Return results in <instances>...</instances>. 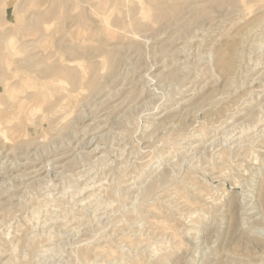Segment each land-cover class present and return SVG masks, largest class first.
Segmentation results:
<instances>
[{"label":"rangeland","instance_id":"374dc122","mask_svg":"<svg viewBox=\"0 0 264 264\" xmlns=\"http://www.w3.org/2000/svg\"><path fill=\"white\" fill-rule=\"evenodd\" d=\"M0 123V264H264V0H0Z\"/></svg>","mask_w":264,"mask_h":264},{"label":"bare ground","instance_id":"6f19581e","mask_svg":"<svg viewBox=\"0 0 264 264\" xmlns=\"http://www.w3.org/2000/svg\"><path fill=\"white\" fill-rule=\"evenodd\" d=\"M137 1H138V0H137ZM101 4H102V3H101ZM244 5H246V4H244ZM145 9H146V8H145ZM146 10H147V9H146ZM141 11H143V10H141ZM164 11H165V10H164ZM144 12H145V10H144ZM144 12H140V13H143V16H144ZM146 12H147V11H146ZM149 12H150V11H149ZM147 13H148V12H147ZM146 16H147V15H146ZM225 66H226V65H225ZM14 71H15V70H14ZM14 71H13V72H14ZM16 72H17V71H16ZM18 72H19V71H18ZM18 72H17V73H18ZM13 74H14V73H13ZM3 78H4V77H3ZM22 79H23V78H22ZM57 79H58V78H57ZM29 80H30V79H29ZM60 81H61L60 83H62V80H60ZM33 82H35V81H33ZM65 82H66V81H64L63 83H65ZM29 83H32V82H29ZM63 83H62V84H63ZM57 84H58V82H57ZM62 84H61V85H62ZM32 85H33V84H32ZM43 86H45V85H43ZM46 87H47V86H46ZM46 87H45V88H46ZM53 88H54V87H53ZM17 89L19 90V88H17ZM63 90H64V88H63ZM10 91H11V90H10ZM14 91H15V88H14ZM16 91H17V90H16ZM65 92H66V91H65ZM73 93H74V92H73ZM73 93H70V95L73 94ZM8 95L11 97L13 103H14V102H17V101H16V98L13 97L14 94H12L11 92H9ZM74 95H75V94H74ZM43 96H44V95H42V97H43ZM70 97H71V96H70ZM140 98H141V97H140ZM70 99H71V98H70ZM67 101H68V100H67ZM188 101H189V99H188ZM196 103H197V102H196ZM204 104H205V103H204ZM206 104H207V103H206ZM205 106H206V105H205ZM30 107H31V106H30ZM185 107H186V106H185ZM31 108H33V107H31ZM71 110H72V109H71ZM28 112L30 113V110H29ZM38 112H39V111H38ZM35 113H36V112H35ZM29 115H30V114H29ZM19 117H20V116H19ZM25 117H26V116H25ZM29 117H30V116H29ZM179 117H180V116H179ZM96 118H97V117H96ZM162 118H163V117H162ZM27 119H29L28 116H27ZM164 119H165V118H164ZM164 119H163V120H164ZM150 120H151V119H150ZM170 120H171V117H170ZM177 120H178V119H177ZM160 121H161V120H160ZM30 123H31V122H30ZM147 123H148V122H147ZM0 124H1V123H0ZM21 124H22V123H21ZM151 125H153V124H151ZM177 125H178V124H177ZM161 127H162V126H161ZM0 128H1V127H0ZM95 128H96V127H95ZM151 128H152V127H151ZM3 129H4V128H3ZM92 130H93V129H92ZM151 130H152V129H151ZM262 130H263V129H262ZM0 131H1V130H0ZM5 131H6V130H5ZM79 136H80V135H79ZM197 136H198V135H197ZM234 137H235V136H234ZM194 138H195V137H194ZM202 139H203V138H202ZM138 141H139V140H138ZM98 144H99V143H98ZM89 145H90V144H89ZM97 147H98V146H97ZM97 147H96V148H97ZM95 150H96V149H95ZM60 152H61V151H60ZM57 156H58V155H57ZM50 158H52V157H50ZM54 158H55V157H54ZM102 162H103V161H102ZM31 167H32V166H31ZM22 168H23V166H22ZM41 169H42V166H41ZM32 172H33V171H32ZM139 177H140V176H139ZM131 179H132V178H131ZM133 180H134V179H133ZM143 180H144V179H143ZM12 187H13V186H12ZM83 190H84V189H83ZM169 190H170V189H169ZM88 191H89V190H88ZM92 191H93V190H92ZM97 191H98V190H97ZM173 194H174V193H173ZM94 196H95V195H94ZM86 198H87V197H86ZM170 204H172V203H170ZM101 205H102V204H101ZM96 208H97V207H96ZM73 217H74V216H73ZM68 219H69V218H68ZM72 219H73V218H72ZM68 221H69V220H68ZM71 221H72V220H71ZM71 221H70V222H71ZM53 222H54V221H53ZM129 222H130V221H129ZM131 222H132V221H131ZM118 231H119V230H118ZM120 231H121V230H120Z\"/></svg>","mask_w":264,"mask_h":264}]
</instances>
